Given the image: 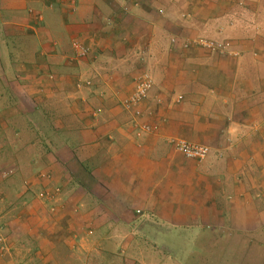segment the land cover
<instances>
[{"label":"crops","instance_id":"1","mask_svg":"<svg viewBox=\"0 0 264 264\" xmlns=\"http://www.w3.org/2000/svg\"><path fill=\"white\" fill-rule=\"evenodd\" d=\"M147 69L138 136L120 102ZM263 231L264 0H0V264H219L243 234L262 264Z\"/></svg>","mask_w":264,"mask_h":264},{"label":"built area","instance_id":"2","mask_svg":"<svg viewBox=\"0 0 264 264\" xmlns=\"http://www.w3.org/2000/svg\"><path fill=\"white\" fill-rule=\"evenodd\" d=\"M191 46H196L202 49H209L212 51H218L222 54H225L229 48L228 47L229 45L225 43L213 42L204 38H195V39L186 40L184 43V48H188V47L191 48ZM74 48L76 51L75 60H80L83 57L87 56L88 50L85 49L84 46L75 43ZM237 55H238L237 53H231V56L233 57ZM87 85L90 86L91 83H87ZM77 87L80 89L82 87V82H79ZM153 87L154 84L151 77L147 73L143 72L134 79L133 92L121 103V106L125 111H129L133 113L132 126L136 130L138 136H141L143 134H152L158 132L159 130L158 125L156 124L151 125L142 122V119L144 117L142 107L144 103L147 101ZM181 99L182 97L179 98V100ZM94 116H97V114H94ZM169 143L175 149V151L182 154L184 157L188 159H192L196 161L206 160L211 153V148L207 145L193 144L191 142L182 139L173 138L170 140ZM10 174L11 173H9V175ZM59 194H60L59 190L52 192L43 191L40 194V199L44 201H55L59 197ZM54 210L55 208H52V211ZM0 242L1 243L4 242L2 237H0Z\"/></svg>","mask_w":264,"mask_h":264},{"label":"rangeland","instance_id":"3","mask_svg":"<svg viewBox=\"0 0 264 264\" xmlns=\"http://www.w3.org/2000/svg\"><path fill=\"white\" fill-rule=\"evenodd\" d=\"M123 1H125V0H123ZM71 9L72 10H75L76 8L73 7ZM161 13H163V11ZM204 39H206V38H204ZM217 40H222V39H217ZM209 41H211V40H209ZM213 42H216V41H213ZM75 43L78 44V45L84 46V48L88 50V54H87L86 57H83L80 60H75V56H74V57L70 58L69 61L70 62H75V61L76 62H79V61H82L83 59H87L88 58V55H89V52H90L89 48L87 46H85L84 44H82L81 42H79V41H74V43H73V49H74V51H75V48H74V44ZM173 43H176V40L175 39H173ZM143 72L147 73L151 77V79L153 81V84H154V79L156 80V77L152 76L151 72L148 69H147V71H145V70L139 71L138 74L136 75V77L139 74L143 73ZM154 74H155V71H154ZM79 77L80 78L78 79V81L76 83V88L78 90H82L84 88H91L93 86L92 81H87L86 79H84L85 77L83 75H81ZM79 82H82V87L80 89L77 87V85H78ZM87 83H91V85L88 86ZM122 101L120 102V106H121ZM99 110H100V112H99ZM102 112H103V109L100 108L97 111H95L94 114H97V116H98ZM143 116L144 117L146 116V113L144 112V110H143ZM94 117H96V116H94ZM142 122H143V119H142ZM144 123H147V122H144ZM10 125H13V126L17 125V120L15 118H12V121H11V124ZM5 134H10V133H5ZM200 145H202V144H200ZM16 182H17V183H15L16 185L19 184L20 179H17ZM46 187H44L42 189V191H40L38 193V195H37V198L38 199H40V194L43 191H46V192H52L53 191L52 189H49V188H46ZM56 190H59V193H60V196H61L62 189L60 190V188H58ZM10 194L12 195L11 198L14 199V197L16 196V190H13L12 192H10ZM58 199H59V197L57 198V200ZM57 200H55V201H44V200H42V202L44 201L45 203H51L50 208H55V204L57 203ZM262 233H264V231ZM243 235H244V238H247V239H242V237L241 238L240 237H235V239L233 238V239H230L229 240L230 244L228 246H226V247H224V246L212 247V251L210 253H207V254L208 255H211L212 260H214L217 256H225L226 255V256H229L230 257V258L226 259V262L223 261L222 263H219V264H255V238H253V237H251V236H249L247 234H243ZM258 235H260V234L258 233ZM260 236H263V235H260ZM203 238H205V237H203ZM236 238H239L238 240H240V241H244V243L243 242H237V239ZM206 248H208V247H206ZM239 261L241 263H239Z\"/></svg>","mask_w":264,"mask_h":264},{"label":"trees","instance_id":"4","mask_svg":"<svg viewBox=\"0 0 264 264\" xmlns=\"http://www.w3.org/2000/svg\"><path fill=\"white\" fill-rule=\"evenodd\" d=\"M55 211V210H54ZM54 211H52V212H54ZM239 263H241L240 261H239ZM262 264H264V262H262Z\"/></svg>","mask_w":264,"mask_h":264}]
</instances>
